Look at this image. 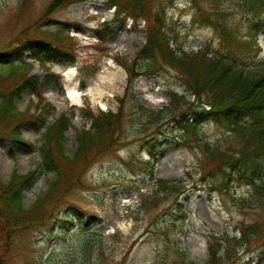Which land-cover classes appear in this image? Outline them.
I'll list each match as a JSON object with an SVG mask.
<instances>
[{"label":"rangeland","instance_id":"374dc122","mask_svg":"<svg viewBox=\"0 0 264 264\" xmlns=\"http://www.w3.org/2000/svg\"><path fill=\"white\" fill-rule=\"evenodd\" d=\"M53 0H0V51L13 45L20 47L26 38L49 40L58 54L45 67L25 53L24 63L15 68L0 66V91H10L8 80L29 72L37 76L45 103L54 110L38 122L26 124L20 136L33 145L27 149L12 150L5 133L8 123L0 126V184L8 183L17 173L26 175L37 171L34 184L26 192L25 209H30L49 190L56 180L54 173L42 168L41 148L48 125L66 114L78 130L89 129L92 121L87 117L88 108L93 113L123 109L121 144L106 152L93 148L88 166L76 164L67 172L72 184L83 170L82 184L74 185L60 201L59 210L43 226L18 234L11 243V259L14 264H190L207 260L206 239L211 235L239 237L240 229L257 222L256 208L242 209L243 199L251 197V188L236 185L228 192L216 191L202 181L198 171L204 159L203 142L226 149L234 143L225 130L208 120L201 108L188 112L191 122L197 123L199 132L191 144L183 138L186 132L176 122L165 118L162 123H151L137 106L159 111L167 108L169 92L195 97L181 86L179 74L167 70L159 75L140 76L134 82V93L125 98L128 75L118 63L129 66L136 61L146 43L143 32L145 22L133 19L115 20V8H109L108 0H80L71 6L56 9L45 15ZM245 0H155L154 10L160 11L167 28L175 38V45L186 51H199L211 47L217 49L220 40L217 33L196 18L201 9L219 8L238 32H246L247 14ZM44 17L46 19H44ZM226 17V18H227ZM45 21H44V20ZM67 23H70L71 26ZM69 25V26H68ZM260 53L249 66L264 65V17L262 18ZM110 31L106 43H102L95 31ZM27 32L26 35H23ZM58 49V48H57ZM112 60L123 71L112 96L102 102L83 95L75 104L67 95L66 73L75 71V81L84 90L97 76L114 70L108 67ZM140 71H145L139 63ZM1 100V95H0ZM39 97L24 92L16 100L15 116L28 114L37 118ZM1 103V102H0ZM44 103V104H45ZM18 118V117H16ZM12 119L9 122L12 124ZM145 129V130H143ZM77 133L70 129L66 134V155L73 159ZM155 145L153 177L149 175L151 159L149 148ZM87 158V159H88ZM90 160V161H91ZM83 163V161H82ZM68 167L67 163H62ZM187 192L178 202L172 198L156 208H139V192L149 195L157 179L169 181L184 177ZM152 200V199H150ZM254 202V200H253ZM52 206V205H50ZM49 204L46 208H50ZM58 209V208H57ZM186 213L182 217L179 210ZM260 213V212H259ZM204 240V243L202 241ZM236 264H264V247L252 253H241Z\"/></svg>","mask_w":264,"mask_h":264},{"label":"trees","instance_id":"16d2710c","mask_svg":"<svg viewBox=\"0 0 264 264\" xmlns=\"http://www.w3.org/2000/svg\"><path fill=\"white\" fill-rule=\"evenodd\" d=\"M24 1L27 4L30 0ZM79 1L53 0L45 15H51L56 9ZM154 3L155 0L106 2L108 7L116 8L115 20L133 19L145 22L143 32L146 44L139 51L136 61L130 66L126 62L119 63L128 74L125 97L120 99L121 107L125 104V98L130 95L138 102L134 82L140 76L159 75L168 69L174 70L179 74L181 86L196 100L190 102L185 96L169 92L171 103L165 109L153 111L137 103L138 108L148 116L149 122L162 123L165 118H170L179 125L180 130L186 132V137L183 138L191 144L192 137H197L199 132L197 123L188 118V112L201 108L209 120L229 133L234 143L225 150L209 142L202 143L200 147L204 152V159L200 163L198 174L202 181L208 182L217 191L228 192L240 184L250 186L251 197L243 199L242 209L248 206L256 208L258 221L243 226L239 237L209 236L207 260L191 261L190 264H236L242 252L252 253L264 247V65L249 66L261 49L259 37L263 30L264 0H245L247 25L243 34L238 32V25L230 22L222 9H201L196 19L210 26L217 33L220 43L217 49L208 47L199 51H186L175 45V38L160 11L154 10ZM67 24L71 26L70 23ZM95 33L102 43H106L110 37L108 30ZM26 34L27 32L23 35ZM19 43L20 47L11 45L0 51V66L14 69L17 63H24L27 52L31 53V57L41 67H45L52 61V55L61 50L60 47L54 48V44L45 39L26 38ZM139 63L145 71H140ZM7 82L10 91L5 92L3 88L0 91V126L5 123L9 125L8 132L4 135L12 150L19 148L31 151L33 145L21 138V129L28 123L38 121L44 126L45 121H41V118L50 114L54 107L45 103L37 76L24 72ZM24 92L39 97L41 116H15L16 100ZM87 117L92 120L91 127L81 131L73 126L66 114L45 127L41 148L42 168L48 173H54L56 180L30 209H25L24 201L26 192L37 178V171L26 175L15 173L8 183L0 184V264H14L11 259V243L14 238L32 228L46 225L59 210L60 201L72 189L73 184H82L84 169L69 184L71 174L68 176L67 172L71 170L70 167L76 164L86 167L89 162H93L88 158L93 148L101 153L121 144L123 109L118 113L99 111L95 114L88 108ZM12 119L11 124L9 120ZM70 129H75L77 133L73 159H68L65 147L66 134ZM146 149L152 158L145 164L149 166V175L153 177L155 145ZM62 163H67L69 168ZM188 178H191L190 173L173 181L157 179L149 195L139 192V208H156L172 198L179 199L187 192L185 183ZM48 204L52 206L46 208ZM179 213L182 217L186 216L183 209Z\"/></svg>","mask_w":264,"mask_h":264},{"label":"bare ground","instance_id":"6f19581e","mask_svg":"<svg viewBox=\"0 0 264 264\" xmlns=\"http://www.w3.org/2000/svg\"><path fill=\"white\" fill-rule=\"evenodd\" d=\"M108 67L114 70L104 76H97L84 90H82L78 82L75 81V71L72 69L69 70L65 75L67 81L66 97L73 103L79 104L81 103L83 95H90L93 97L94 101L99 99L101 103H103L102 99L105 98V96H112L114 94L116 84L121 77L119 72L123 73L122 69L116 66L112 60L108 62ZM202 241L204 243L203 239Z\"/></svg>","mask_w":264,"mask_h":264}]
</instances>
